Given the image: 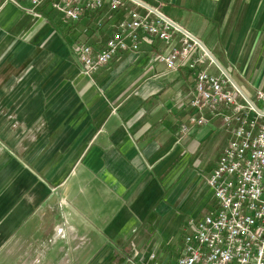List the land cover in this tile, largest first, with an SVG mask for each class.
<instances>
[{
    "label": "crops",
    "instance_id": "0c3cea01",
    "mask_svg": "<svg viewBox=\"0 0 264 264\" xmlns=\"http://www.w3.org/2000/svg\"><path fill=\"white\" fill-rule=\"evenodd\" d=\"M17 1L0 0V264H141L151 251L176 264L185 221L214 202L204 163L230 132L219 117L182 131L194 76L167 69L158 38L83 74L75 45L97 49L140 7L71 21ZM142 1L244 94L264 91V0Z\"/></svg>",
    "mask_w": 264,
    "mask_h": 264
},
{
    "label": "built area",
    "instance_id": "2783aa9c",
    "mask_svg": "<svg viewBox=\"0 0 264 264\" xmlns=\"http://www.w3.org/2000/svg\"><path fill=\"white\" fill-rule=\"evenodd\" d=\"M4 1L20 6L17 0ZM26 1L30 9L46 1L51 10L71 21H79L105 6L117 11L126 1L143 9L132 10L118 20L97 49L86 43L75 45L80 69L92 75L117 52L137 51L142 34L163 42L156 57L169 71L183 63L187 66L195 81L189 100L195 113L189 116V125H182V131L188 133L219 117L231 139L206 178L214 206L206 214L185 221L176 264H264V91L256 90L253 96L242 94L221 71L211 73L209 66L214 64L206 52L159 15L158 9L154 12L134 0ZM141 264L167 263L156 259L151 251Z\"/></svg>",
    "mask_w": 264,
    "mask_h": 264
},
{
    "label": "water",
    "instance_id": "95a60500",
    "mask_svg": "<svg viewBox=\"0 0 264 264\" xmlns=\"http://www.w3.org/2000/svg\"><path fill=\"white\" fill-rule=\"evenodd\" d=\"M138 5H141L147 9H150L152 11L155 12V9H153L151 6H149L148 4H146L145 2H143L142 0H134ZM159 15H161L168 23H171L172 25H174V27H176L180 32L182 33H186L188 34L193 40H195V42L199 45V47L202 48L203 51L206 52V54L209 56V58L211 59L212 63L214 65H216L218 67V69L223 73V75L229 79L230 83H232L239 92H242V90L240 89V87L237 85L236 81L234 79H232L231 76H229V74L227 73V71H225V69L219 65V63L216 61V59H214V57L211 55L210 51H208L206 49V47L203 45V43L201 42V40L199 41L196 37L192 36L190 33H188L186 30L182 29L179 25H177L176 23H174L173 21L169 20L167 17H165L163 14L157 12Z\"/></svg>",
    "mask_w": 264,
    "mask_h": 264
},
{
    "label": "rangeland",
    "instance_id": "374dc122",
    "mask_svg": "<svg viewBox=\"0 0 264 264\" xmlns=\"http://www.w3.org/2000/svg\"><path fill=\"white\" fill-rule=\"evenodd\" d=\"M50 11V10H49ZM53 11V10H52ZM51 11V12H52ZM60 17H62V16H60ZM233 79H236V77L232 74V76H231ZM237 80V79H236ZM227 144V143H226ZM225 144V145H226ZM218 156H219V153L218 154H209V157H208V159H207V161L204 163V165H205V167L203 168V179H204V177L205 178H207L210 174H211V172H212V170H213V167L216 165V163H217V160H218ZM210 168L212 169V170H210ZM214 200V199H213ZM214 206V202H212V204H210V205H207L206 206V208L202 211V215L203 214H205V212H206V209H209V208H212Z\"/></svg>",
    "mask_w": 264,
    "mask_h": 264
}]
</instances>
